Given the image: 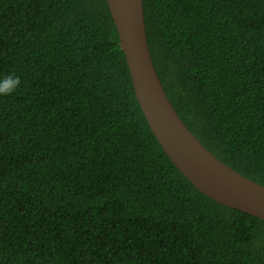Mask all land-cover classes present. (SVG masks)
<instances>
[{
    "label": "trees",
    "instance_id": "obj_1",
    "mask_svg": "<svg viewBox=\"0 0 264 264\" xmlns=\"http://www.w3.org/2000/svg\"><path fill=\"white\" fill-rule=\"evenodd\" d=\"M156 73L216 158L264 185V0H143ZM0 264H264L137 103L106 0H0Z\"/></svg>",
    "mask_w": 264,
    "mask_h": 264
},
{
    "label": "water",
    "instance_id": "obj_2",
    "mask_svg": "<svg viewBox=\"0 0 264 264\" xmlns=\"http://www.w3.org/2000/svg\"><path fill=\"white\" fill-rule=\"evenodd\" d=\"M137 103L157 143L185 179L209 199L264 222V185L236 172L185 126L150 55L143 0H106Z\"/></svg>",
    "mask_w": 264,
    "mask_h": 264
},
{
    "label": "clouds",
    "instance_id": "obj_3",
    "mask_svg": "<svg viewBox=\"0 0 264 264\" xmlns=\"http://www.w3.org/2000/svg\"><path fill=\"white\" fill-rule=\"evenodd\" d=\"M20 85V79L14 74L0 78V96L11 95Z\"/></svg>",
    "mask_w": 264,
    "mask_h": 264
}]
</instances>
